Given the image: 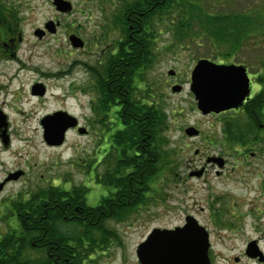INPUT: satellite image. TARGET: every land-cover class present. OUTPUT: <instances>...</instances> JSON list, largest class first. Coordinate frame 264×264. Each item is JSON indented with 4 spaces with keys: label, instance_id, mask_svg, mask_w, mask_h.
Masks as SVG:
<instances>
[{
    "label": "rangeland",
    "instance_id": "374dc122",
    "mask_svg": "<svg viewBox=\"0 0 264 264\" xmlns=\"http://www.w3.org/2000/svg\"><path fill=\"white\" fill-rule=\"evenodd\" d=\"M66 1L73 3V12L76 13L62 16L64 27L53 37L39 40L35 36V31L42 28L43 21L53 17L47 6L44 11L30 17L31 22L23 27L21 61L13 62L5 71L8 77L17 76L11 85L18 102L14 104L15 109L11 110L12 147L4 152L0 146V186L6 183V173L16 168L24 169L28 175L9 184L0 193V235L19 230L20 218L13 213L26 212L27 206L36 205L38 197L43 195L50 182L60 178L72 185V189L82 188L85 180L80 169L78 171V168L71 167V160L77 157L85 159L87 155L84 150L92 145L96 148L100 133L106 132L111 126L107 125L106 129L100 125L93 126L90 137L81 138L70 133L66 144L59 150L48 149L44 144L40 118L58 109H68L78 116L90 114L89 96L84 94L83 89L90 91L88 94L93 96V105L99 100L96 88L91 84L92 81L95 83V77L92 79L90 75L103 70L98 64L106 57L103 55L106 45L124 35V7L136 0ZM191 2L198 12L204 14H248L253 19L264 21L260 15L264 13V0ZM172 23L173 18L161 28L155 43L160 57L151 69L154 93L158 94L160 107L168 116L169 128L163 135L162 145L164 150L170 152L169 160L172 162L162 169L157 181L152 184L149 205L143 206L124 221L108 217L106 226L119 233L120 242L116 241L109 252L88 264H140L137 248L151 231L155 228L183 226L187 213L194 215L201 226L215 235L216 264H258L248 259L245 251L246 245L255 240L264 254V153L255 158L247 156L248 163L242 157L243 154L239 156L234 146L227 143L223 126L225 121L236 119V114L231 111L221 115H202L189 87L192 69L199 59H210L215 63H242L251 66L255 73L263 68V31L246 39L237 55L225 60L219 56L221 53L209 51L210 48L202 40L199 41V44H203L201 47L190 44L182 49L167 51L168 44L175 42L173 35H170ZM72 32L82 37L84 49L71 45ZM227 49L230 47L223 46L222 52ZM214 53L219 56L218 59L217 56H211ZM85 66H89L93 72L90 73ZM34 70L47 74L70 72L61 79L51 77L44 80L49 92L43 100L38 101L28 96L29 86L39 79ZM171 70L175 72L174 76L168 74ZM75 84L77 88H71ZM177 84L183 86L181 93L171 90ZM189 127L196 128L199 135H187L185 130ZM222 154L224 157H221ZM225 158L228 163L222 169ZM215 159L222 160L219 166L210 164ZM205 164L208 167L203 176L189 177L193 176L192 170H200ZM20 192H29L31 197L23 201ZM107 192H110V188ZM15 196L18 198L13 199ZM98 203L100 200L96 199L94 204ZM213 218L219 224H215ZM235 258L239 262H235Z\"/></svg>",
    "mask_w": 264,
    "mask_h": 264
},
{
    "label": "trees",
    "instance_id": "16d2710c",
    "mask_svg": "<svg viewBox=\"0 0 264 264\" xmlns=\"http://www.w3.org/2000/svg\"><path fill=\"white\" fill-rule=\"evenodd\" d=\"M123 12L125 41L121 52L125 50V53L119 65L109 71L110 79L118 81L104 87L103 70L94 71L99 97L94 108L98 118L94 126L111 125L103 114L108 109L106 105L125 101L121 110L116 108L115 115L121 122L117 123L118 130L112 137L117 148L111 153L119 165L130 169L94 173V192L102 198L94 208L87 205L86 199L82 202L85 185L76 190L69 203L59 199L27 206L22 214L31 212V217L20 218L19 230L0 238V264H88L109 252L116 241L120 242L119 233L106 226L108 217L124 221L150 204L152 184L172 162L170 152L162 145L163 135L169 128L168 116L160 107L158 94L150 89L153 85L151 69L160 57L155 43L166 21L173 18L170 35L175 41L168 44L167 51L190 44L201 47L203 44L199 41L202 40L209 51L221 53L219 56L225 60L236 56L243 42L253 34L262 31L264 34V21L248 14H204L197 11L191 0H136L126 5ZM260 15L264 18V13ZM132 37L139 41L134 42ZM226 45L230 49L222 52ZM128 51L134 52L131 59ZM215 53L211 56L218 59ZM256 84L261 90L236 114V119L223 124L231 147L238 145L249 150L253 142L263 139L264 129L260 125L264 126V64ZM108 188L109 199L103 196ZM41 198L48 197L42 195L38 200ZM68 213L75 218L66 220Z\"/></svg>",
    "mask_w": 264,
    "mask_h": 264
},
{
    "label": "flooded vegetation",
    "instance_id": "af4514ba",
    "mask_svg": "<svg viewBox=\"0 0 264 264\" xmlns=\"http://www.w3.org/2000/svg\"><path fill=\"white\" fill-rule=\"evenodd\" d=\"M58 0H0V146L2 148V150L4 152H8L9 149L12 147V143H13V134L11 132V125H12V115H11V110H14V104L16 102H18V98H15V95L13 94V90H12V85L11 82L15 80V76L14 75H9L8 77V73H6L5 71L7 70V66L13 64V62H19L21 61L20 59V55H21V49H22V45L24 42V32H23V27L25 25H27V22H31V16L33 14H37L40 11H44L45 6H47L50 10V12L52 13L53 17L51 18H47L43 21L42 24V28L38 31H35V36L39 39V40H43V39H47L50 37H53L55 35H57L63 26L62 23V16H66L68 15V13L72 16L74 15L76 12H62L61 10L58 9L56 3ZM73 4V3H72ZM74 8V6H73ZM77 19V16L74 17V20ZM132 28V27H131ZM76 30V29H74ZM75 34V35H74ZM72 36H76L79 38H82L79 33L77 32H72L70 34V37ZM134 42H138L139 40L137 38L134 39V37L131 38ZM84 41V40H83ZM125 41V37L124 35H122L119 38H114L112 40V43L107 44L106 48H105V52H103V55H105L106 57L104 58L103 62L100 61L98 65H101L103 67V84L105 85L104 87L108 86L111 87L107 84H114L116 83L118 80L116 79H110L111 77L109 76L110 73L109 71H111L112 67L118 66L120 61L122 60L121 58L124 56L125 50H123V52H121V44H123ZM133 42V44H134ZM72 45V43H71ZM132 45V44H131ZM73 46V45H72ZM74 47V46H73ZM76 48V47H75ZM85 48V46L83 47V49ZM78 49V48H77ZM134 52L132 51H128V56L131 59L134 54ZM220 64H224V65H237V66H244L247 69V74L250 78V90H251V94H250V98L245 102V104L247 102H249L251 99H253L255 97V95L261 90V87L259 85L256 84V77L259 74V72L261 70H263V68H260V70H258L256 73L252 72V67L249 65H245L242 63H220ZM78 66V65H77ZM76 66V68H77ZM86 69H89V72L91 73V71L93 72L92 69L89 68V66H85ZM195 67V66H194ZM193 67V69H194ZM192 69V70H193ZM35 71V74H38L37 76L39 77V79L34 80L31 85L29 86V94L28 96L33 99V100H43L44 97L47 96L48 92H49V86L46 83L47 79H50L51 77H53V79H61L64 77H67L69 75L68 71L67 73H43L41 71ZM152 72V70H151ZM94 73H92V75H90V77L93 79ZM8 81H7V79ZM76 79V78H75ZM152 80V78H151ZM9 82V83H8ZM95 82L96 84L92 81V87L96 88L97 91V77H95ZM152 83V82H151ZM135 84V83H134ZM178 85V84H177ZM119 86V85H118ZM135 86V85H134ZM136 87V86H135ZM173 87V86H172ZM71 88H77V84H75L74 87ZM151 90H153V87L151 86L150 88ZM84 92V94L86 96H89V108H90V114H85V116H78L76 114H74L73 112H71L68 109H58L55 110L54 112L50 113V114H45L42 118L39 119V123L42 127V137L44 140V144L48 149H53V150H59L61 149L67 142V136L70 133H74L76 134L78 137H90L92 134V127L94 126L95 122H97L98 118L96 117L94 108L96 107L98 100L96 101L95 105H93V96L90 93V91H87V89H83L82 90ZM12 99V101H11ZM120 99V98H119ZM88 101V100H87ZM124 103L125 101L123 100H119L117 102L114 103H109L108 105H106V107L108 108L107 111H105L103 114L106 115V119L107 121L109 120V124H111L110 127L107 128L106 132L100 133V136L98 137V143H97V147L94 148V145L91 146V148L85 149L84 152L86 153L85 155H87V157L81 158V157H77L75 160H71V167H75L78 171L80 169V173H82L83 178H84V185L86 186V192H84V200H82V202H87V205L91 208H94L96 206L99 205H93L94 201L97 199V195L95 194V190H94V186L93 184L95 183V178H94V173L95 172H105V171H125L128 170L130 168H127L123 165H119L116 160L114 159V157L112 156V151L116 150V145L112 143V137L115 136V131L118 130V128L116 127L117 123L121 122V119L117 118V116L115 115L116 113V108H123L124 107ZM105 104V103H104ZM244 104V106H245ZM244 106L238 110H231L232 112H234L235 114H238L239 112H241V110H243ZM120 109V110H121ZM228 111V112H231ZM58 112H66L68 113L69 116L75 118V122L77 123V126L74 128L69 129L65 136H66V140L65 143L62 146H49L44 139V135H45V130L43 127V120L48 117L51 116L55 113ZM227 112L221 113V114H225ZM220 114V115H221ZM104 118V117H103ZM83 123H85L86 125H83ZM261 129H264L263 124L260 125ZM81 130H83V133H81ZM263 139L259 142H253V146L251 148H249V150H244L241 146L235 145L234 146V151L236 153H239L238 155H242V157H245L246 162L248 163V158L247 156H251L250 158H255L258 157L259 155H261V153H264V135L263 132H261ZM261 136V137H262ZM226 137V136H225ZM24 140V139H22ZM143 143H145V140L143 141ZM148 145V143H147ZM224 145V144H223ZM238 147V148H236ZM239 148H242V150H239ZM91 150V151H90ZM197 151V150H196ZM196 154H198V152H196ZM224 157V154H222ZM14 158V156H11ZM221 161V160H219ZM219 161H212L210 164L213 165H218L219 166ZM2 163V160L0 158V164ZM224 165L221 167L222 169H224L228 163L227 159H224ZM80 164V166L82 167H78V165ZM207 164L202 165L200 170H192L193 176L189 175V177L191 178H195V177H201L204 175L205 171L207 170ZM82 168V169H81ZM221 173L219 172L218 175H220ZM15 175H18L17 177H15ZM28 175V172H26L24 169L22 168H16L14 171L12 172H7L6 173V183L4 186H2V189L0 191V193L2 192V190L12 183H16L24 178H26ZM49 187H47L44 190L43 196L44 197H48V198H41V200L39 199L38 201L40 202H45V201H54L57 202L59 199L61 201H67L68 203L75 197L76 195V190L72 189L73 186L70 185L67 182H63L59 179L55 180L54 182H50ZM105 188V187H102ZM82 190V189H81ZM80 190V191H81ZM107 189L104 191L105 195H103L104 197H108V195L110 194V192H107ZM3 193V192H2ZM1 193V194H2ZM52 193H54V195H51ZM109 193V194H108ZM19 194H21V199L23 201H28L27 199H29V197H31L29 195V192H20ZM18 194V195H19ZM65 194V195H63ZM151 197L152 194L150 193ZM18 198L17 196H15L16 199ZM98 200H102L101 197H99ZM35 201V200H34ZM81 202V203H82ZM78 211V210H77ZM13 212V211H12ZM68 212V211H67ZM31 212H28L27 214L23 215L22 213H13V215H15L17 218H23V217H31L32 214H30ZM69 214L71 216H69ZM194 217L198 222L199 220L192 215L191 213H187L185 218H184V224L187 220L188 217ZM66 220H72L75 217L72 216L71 213H68L67 216L64 217ZM215 224H219V222L213 218L212 220ZM200 224V222H199ZM207 233H208V237H209V251H208V255H209V259L211 261V264H216V256L217 254L215 253V242H214V237L215 235L213 234V232L209 229H206ZM12 234V233H10ZM5 235H0V238L4 237ZM250 243V242H249ZM249 243L246 245V251H245V256L253 261H256L258 264H264V257H257V258H253L251 256H249L247 254V249H248V245ZM68 261V260H67ZM235 262H239L238 258H235ZM60 264V263H58ZM68 264V263H67Z\"/></svg>",
    "mask_w": 264,
    "mask_h": 264
},
{
    "label": "water",
    "instance_id": "95a60500",
    "mask_svg": "<svg viewBox=\"0 0 264 264\" xmlns=\"http://www.w3.org/2000/svg\"><path fill=\"white\" fill-rule=\"evenodd\" d=\"M62 12H71L72 4L66 0L56 3ZM74 47L82 48L83 40L70 37ZM174 76L173 70L169 71ZM190 90L204 114L222 113L239 109L250 96V79L244 66L221 65L208 59L200 60L191 73ZM180 85L173 86V93H180ZM75 118L66 112H58L43 120L44 139L49 146H61L66 132L77 126ZM190 137L199 135L194 127L186 129ZM83 133V130H81ZM221 159H215L218 162ZM220 162V161H219ZM222 162V160H221ZM18 175H15L17 177ZM2 186H0V191ZM209 237L206 229L194 217H188L183 226L173 229L155 228L137 248L141 264H211L208 255ZM247 254L253 258L264 257L257 241H251Z\"/></svg>",
    "mask_w": 264,
    "mask_h": 264
}]
</instances>
